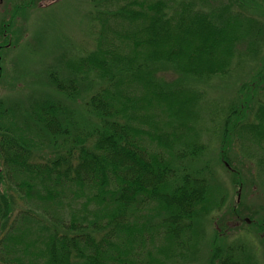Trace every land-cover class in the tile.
Returning <instances> with one entry per match:
<instances>
[{
	"label": "trees",
	"instance_id": "obj_1",
	"mask_svg": "<svg viewBox=\"0 0 264 264\" xmlns=\"http://www.w3.org/2000/svg\"><path fill=\"white\" fill-rule=\"evenodd\" d=\"M247 1L262 21L182 0L91 1L94 48L57 60L27 104L0 99V264H194L205 248L198 264H263L233 235L245 223L264 247V212L242 202L247 181L264 194V67L253 112L222 111L218 160H204L196 126L206 92L194 83L235 76L264 43V0ZM37 2L0 24V78L17 15ZM232 146L253 171L233 166ZM217 161L237 188L224 212Z\"/></svg>",
	"mask_w": 264,
	"mask_h": 264
},
{
	"label": "rangeland",
	"instance_id": "obj_2",
	"mask_svg": "<svg viewBox=\"0 0 264 264\" xmlns=\"http://www.w3.org/2000/svg\"><path fill=\"white\" fill-rule=\"evenodd\" d=\"M17 1L0 0V24L1 22L8 21L14 14ZM91 1L38 0L39 3L37 2L28 11H21L23 13L17 15L18 18L15 22L14 33H17L15 38L19 43L17 46L8 50V53L4 57L3 73L0 78V99L12 100L11 102L22 101L27 104V97H30L31 94H41L42 92L48 91V87L45 86L47 70L50 66L57 67V60L63 61L65 58L78 57L94 48L92 37L88 31L89 26H87L89 13L92 10ZM182 1L194 3V7L197 10L205 9L206 11V9L209 10L213 6L219 7L223 15L230 13L236 16L238 14H245L246 18L252 17L251 19L258 20L261 18L254 14L247 0H236V2L235 0H209L208 2L206 0ZM54 5L56 7L52 8ZM27 42L32 45L26 44ZM40 42L43 47L40 50L42 56L37 54L38 51L34 52L32 49L33 47L38 49L36 46ZM35 55L39 56V58ZM262 59H264V43L256 56H247L244 58V62L241 64L242 66L238 72L235 73V76L229 77L228 80H216L208 86H201L199 83H194L198 84L194 88L200 89L201 92H206L202 97L201 118L196 123V126L201 132L199 141L201 144L208 146V154L203 159H207L209 163V160L219 159L221 151V138H219V134L220 130H222L221 116L223 115V109L235 101L236 103H246L243 109L246 110L249 107L251 109L250 113L253 112L256 100L260 98V95L256 91L250 90L249 86L254 82L253 77L264 67V61ZM166 75L169 82L182 80V77H178L172 73H166ZM192 84L187 83L188 86ZM245 84L246 86H244ZM26 85L27 87H25ZM29 90H33V93ZM231 152L233 153L230 154L233 166L240 168L244 174L248 171H253V165L251 167L246 166L245 163H242L245 159L240 158L239 154L236 156V147H233V151ZM45 154L51 155L53 152L46 151ZM213 168L216 179L214 182H218L217 184L223 187L224 194L227 195L226 205L222 210L224 212L227 211L228 206L233 205L238 199L236 194L237 188L233 184V176L219 162ZM247 177L251 180L250 175H247ZM243 194V203L251 206V208L254 207L261 210L262 213L264 212V194L262 195L260 193V189L255 183L251 184V182L247 181ZM246 225L243 223L240 231L236 230L234 232L236 234L233 235V238L246 237L254 242L255 246L259 249V256L264 264V247L261 243L260 236L254 231L252 232V229ZM214 229L215 223H212L207 227V233L212 236ZM206 253H208L206 248L201 250L194 264H198L200 259L204 260Z\"/></svg>",
	"mask_w": 264,
	"mask_h": 264
}]
</instances>
